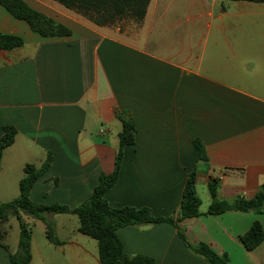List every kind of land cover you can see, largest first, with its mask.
Returning <instances> with one entry per match:
<instances>
[{
	"label": "crops",
	"instance_id": "0c3cea01",
	"mask_svg": "<svg viewBox=\"0 0 264 264\" xmlns=\"http://www.w3.org/2000/svg\"><path fill=\"white\" fill-rule=\"evenodd\" d=\"M23 1L70 34L42 37L0 4V34L24 41L0 50V138L5 126L17 130L1 159L0 192L19 186L27 164L40 168L52 154L31 198L52 191L58 196L37 204L79 206L101 175L113 173L122 131L117 113L129 112L136 144L124 149L109 204L177 217L196 165L197 194L207 198L200 197L203 215L182 224L189 241L227 255L230 264H264V242L250 252L240 240L256 221L264 229V212L206 215L211 180L219 179L217 199L229 204L253 198L264 184V3L151 0L140 23L98 26L56 1ZM196 139L207 161L196 163ZM117 234L129 256L206 264L170 224ZM9 256L0 247V264ZM91 258L82 264H100Z\"/></svg>",
	"mask_w": 264,
	"mask_h": 264
},
{
	"label": "trees",
	"instance_id": "16d2710c",
	"mask_svg": "<svg viewBox=\"0 0 264 264\" xmlns=\"http://www.w3.org/2000/svg\"><path fill=\"white\" fill-rule=\"evenodd\" d=\"M65 8L72 10L98 26H111L117 22L131 18L140 23L143 21L151 0H53ZM247 1L253 3H264V0H228ZM0 4L15 18L29 24L31 29L42 37L68 36L69 30L63 25L44 16L32 9L23 0H0ZM22 38L11 35L0 34V50L10 51L23 46ZM117 119L122 124V131L119 134V148L115 160L113 173L101 175L99 184L93 190L91 196L79 206L71 209L66 205L58 203L42 205L31 200V191L36 183L50 169L53 156L49 154L44 164L37 168L33 164L24 167V177L19 183L20 196L17 200L0 205V226L6 224L11 217H16L20 226V238L18 252L11 254L8 246L4 244L7 232L0 227V247L10 253L11 264H30L32 260L31 241L32 231L24 222V213L33 219L46 222L47 214H70L79 220L78 232L97 241L100 264H156V261L149 256H129L124 250L123 243L118 237V230L127 226L142 224L167 223L174 226L180 240L185 247L193 254L203 258L206 264H230L227 255L216 254L204 243L192 244L187 238L182 224L203 215L200 212L201 199L197 194V167L191 170L185 183L182 193V200L177 217H154L147 207H121L116 208L109 204L106 195L116 185L124 157V149L127 146L136 144V124L129 112L117 113ZM4 134L0 138V169L1 159L5 149L15 142L17 130L13 126H5ZM196 150V163L207 161L205 146L200 139L193 142ZM219 179L209 182L208 188L212 197L209 206L208 216H220L228 211L242 213L262 214L264 212V184L257 194L247 199L238 197L232 204L217 199ZM47 239L61 246L49 226ZM240 240L247 251H254L264 242V229L261 222L256 221L251 228L240 237Z\"/></svg>",
	"mask_w": 264,
	"mask_h": 264
},
{
	"label": "rangeland",
	"instance_id": "374dc122",
	"mask_svg": "<svg viewBox=\"0 0 264 264\" xmlns=\"http://www.w3.org/2000/svg\"><path fill=\"white\" fill-rule=\"evenodd\" d=\"M49 194L50 196L47 199H44V194L41 196L33 194L31 200L33 199L32 201L34 203H39L36 201L41 202L50 200L53 197H57L59 193L49 191ZM19 196V186L6 192H0V205L17 200ZM200 197L202 201L205 202L207 195L205 196L204 193L200 191ZM21 214L24 222L32 231V264H82L83 260L86 258L91 262V256L99 258L97 241L78 232L79 220L76 216L70 214H47L46 222H44L42 220L33 219L24 213ZM49 226L54 236L64 243V245L57 246L47 239L46 235ZM0 227L7 232L4 244L8 246L11 254H16L20 238L18 219L16 217H11L6 224ZM74 244L81 246V248L86 250V253H77L76 251L81 250L78 247H75L76 250L72 251L71 249L74 247Z\"/></svg>",
	"mask_w": 264,
	"mask_h": 264
}]
</instances>
